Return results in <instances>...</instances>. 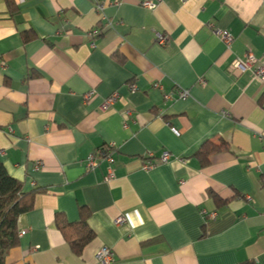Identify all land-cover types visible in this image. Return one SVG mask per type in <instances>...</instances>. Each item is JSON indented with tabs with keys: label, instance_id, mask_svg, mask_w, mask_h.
Segmentation results:
<instances>
[{
	"label": "crops",
	"instance_id": "0c3cea01",
	"mask_svg": "<svg viewBox=\"0 0 264 264\" xmlns=\"http://www.w3.org/2000/svg\"><path fill=\"white\" fill-rule=\"evenodd\" d=\"M144 1L0 0V161L33 193L7 264H98L102 247L108 264H264V84L229 67L264 62V0ZM102 148L109 182L87 168ZM57 214L93 231L80 253Z\"/></svg>",
	"mask_w": 264,
	"mask_h": 264
},
{
	"label": "trees",
	"instance_id": "16d2710c",
	"mask_svg": "<svg viewBox=\"0 0 264 264\" xmlns=\"http://www.w3.org/2000/svg\"><path fill=\"white\" fill-rule=\"evenodd\" d=\"M7 6L10 0H5ZM24 40L29 39V35H23ZM209 149L201 148L199 154L202 162H206L207 153L210 152L213 144ZM104 152H111L112 148L101 149ZM209 151V152H208ZM217 199V197L213 196ZM33 207V193H27L22 190L21 182L12 177L0 161V264H7L6 257L9 251L18 245L19 235L17 228L18 217L29 211ZM83 208V207H82ZM81 208V209H82ZM56 225L67 239L71 237L70 245L76 253H80L85 242L93 238V231L88 228L86 220L82 218L76 223H69L63 216L56 215ZM249 264V263H245Z\"/></svg>",
	"mask_w": 264,
	"mask_h": 264
},
{
	"label": "built area",
	"instance_id": "2783aa9c",
	"mask_svg": "<svg viewBox=\"0 0 264 264\" xmlns=\"http://www.w3.org/2000/svg\"><path fill=\"white\" fill-rule=\"evenodd\" d=\"M142 5L146 8H153L154 7V2H152L151 0H147L144 1L142 3ZM97 9L101 10L102 9V5H96ZM215 34L219 35L220 38L225 42V44L227 46L230 45V42L232 40V35L229 32V30H215L214 31ZM166 37L163 34L157 33L156 34V41L159 44H165L166 42ZM230 70L234 73H241L244 71L249 70L250 72H252L254 78L258 81H260L261 83L264 84V62H261L259 59L256 58V56L252 53L247 54L244 58H235V60L232 61L231 65L229 66ZM202 83H204V81L201 79L200 80ZM92 94V92H89L86 94V98H89L90 95ZM188 96V91L187 90H181L179 92V97L180 98H185ZM117 97V93L112 94L107 100H106V104H110L112 103ZM172 131L174 134H178V131L175 130L174 128H172ZM9 132H12V129L9 128ZM111 147V146H110ZM169 157V153L167 151H163L160 154V159H162L163 161H166ZM101 161H105L106 162V173L104 175V180L109 182L111 181L115 175H114V171L112 168V164L114 162V157L112 155V152H104V151H98V156L97 158L95 157V155L91 154L88 156L87 158V168L88 169H94V167H96ZM155 166V162L151 159H148L147 161H145V163L143 164V169L147 170L150 168H153ZM203 214H207L208 217L210 218H214L215 217V212H206L205 210L203 211ZM116 223L120 224L125 222V218L123 216H119L118 218H116ZM23 234H25V230H20L18 232L19 236H22ZM96 260L98 264H108L113 260V251L107 247H102L97 253H96Z\"/></svg>",
	"mask_w": 264,
	"mask_h": 264
},
{
	"label": "rangeland",
	"instance_id": "374dc122",
	"mask_svg": "<svg viewBox=\"0 0 264 264\" xmlns=\"http://www.w3.org/2000/svg\"><path fill=\"white\" fill-rule=\"evenodd\" d=\"M204 211V210H203Z\"/></svg>",
	"mask_w": 264,
	"mask_h": 264
}]
</instances>
